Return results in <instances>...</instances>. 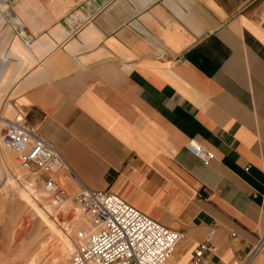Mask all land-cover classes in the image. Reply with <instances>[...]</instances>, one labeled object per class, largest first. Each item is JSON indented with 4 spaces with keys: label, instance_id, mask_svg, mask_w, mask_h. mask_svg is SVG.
<instances>
[{
    "label": "crops",
    "instance_id": "crops-1",
    "mask_svg": "<svg viewBox=\"0 0 264 264\" xmlns=\"http://www.w3.org/2000/svg\"><path fill=\"white\" fill-rule=\"evenodd\" d=\"M11 8L17 35L0 52L16 38L24 49L0 59V110L63 156L59 185L110 191L184 233L186 264L205 242L209 264H243L264 236V0ZM192 141L216 158L193 155Z\"/></svg>",
    "mask_w": 264,
    "mask_h": 264
},
{
    "label": "built area",
    "instance_id": "built-area-1",
    "mask_svg": "<svg viewBox=\"0 0 264 264\" xmlns=\"http://www.w3.org/2000/svg\"><path fill=\"white\" fill-rule=\"evenodd\" d=\"M25 41H30L28 36ZM4 149L15 154L22 169L42 185L56 205L70 197L80 209L83 227L67 264H172L179 245L186 239L184 233L162 225L110 191L92 190L81 183L79 191L69 196L58 183L60 171L68 168L59 151L23 117L10 120L0 110V152ZM187 149L205 163L216 158L213 151L194 141ZM7 178L4 173L0 191ZM215 232L212 228L207 236L211 238ZM263 248L264 236L243 264H251ZM212 250L209 242L200 244L192 264H209Z\"/></svg>",
    "mask_w": 264,
    "mask_h": 264
},
{
    "label": "rangeland",
    "instance_id": "rangeland-1",
    "mask_svg": "<svg viewBox=\"0 0 264 264\" xmlns=\"http://www.w3.org/2000/svg\"><path fill=\"white\" fill-rule=\"evenodd\" d=\"M21 0H0V50H4L11 42V37L17 35L13 28V20L19 17L12 10V5ZM15 23V22H14ZM23 36H26L23 34ZM10 53L0 52V59H8L9 55L15 51H21L24 47L18 38L10 47ZM25 58V53L19 55ZM4 63V62H2ZM12 69L11 67L5 70ZM2 153L8 157L13 156V152L4 149ZM16 174L22 176L18 188H5L0 191V264H67L75 244L70 246L68 252H64L59 238L46 224L45 220L38 215L35 208L22 198L21 191L25 189V184L30 186L39 195L38 206H50L51 210L59 219L57 226H62L69 235L77 239V234L83 227V222L75 223V219L81 218V211L69 197V201L63 205H56L52 198L48 196L42 185L34 181L30 173L22 169L16 157L13 161ZM43 193V194H42ZM69 196L74 195V193ZM75 223V224H74ZM65 226V227H64ZM67 227V228H66ZM68 229V230H67ZM188 256L179 257L176 255L177 264H186Z\"/></svg>",
    "mask_w": 264,
    "mask_h": 264
},
{
    "label": "bare ground",
    "instance_id": "bare-ground-1",
    "mask_svg": "<svg viewBox=\"0 0 264 264\" xmlns=\"http://www.w3.org/2000/svg\"><path fill=\"white\" fill-rule=\"evenodd\" d=\"M14 160H15V154H13L12 157L11 156L8 157L4 155L2 152H0V180L2 179L4 173L7 174L8 178L5 179L3 182V186L6 189L9 188L10 186L13 188H18L19 187L18 183H21L22 180V176L16 174L15 171L16 169L13 167ZM20 191L22 198L35 208L34 211H36L38 215H40L45 220L46 224L59 238L58 240H60L64 252L67 253L68 250L70 249V246L77 243V239L74 236L69 235L70 233L67 232L65 233L66 230L62 226H60L61 229L58 228L57 223H59V219L56 216L54 217L55 214L51 210L50 206L43 205L42 208L38 206L40 198L39 195L36 193V190L34 191L30 186H27L25 184V189ZM69 200L70 199H68L67 201ZM67 201H65V203ZM63 208H66V206L63 205ZM74 221L76 224H80V222H82V219L81 218L79 219L77 217Z\"/></svg>",
    "mask_w": 264,
    "mask_h": 264
}]
</instances>
